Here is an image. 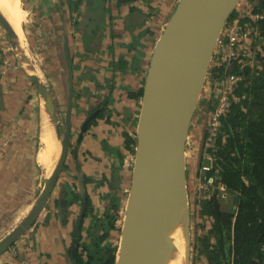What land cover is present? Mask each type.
<instances>
[{
  "label": "crops",
  "instance_id": "crops-1",
  "mask_svg": "<svg viewBox=\"0 0 264 264\" xmlns=\"http://www.w3.org/2000/svg\"><path fill=\"white\" fill-rule=\"evenodd\" d=\"M74 2L75 0H23L21 5L27 15H34L38 34H45L42 36L43 42H35L29 50L33 47L31 54H35L38 61L46 62V67H52L54 61L59 64L62 61L61 38L67 31L72 60L70 94L75 96V99L72 98L70 113H74L76 109L81 110L83 113L79 114L77 119H83L89 111L99 105H102L103 111L104 105L109 106L110 112L104 111L102 117L89 127L77 149L81 168L89 178V184L86 185L87 197L94 212L100 214L105 208L108 209L114 193L122 198L123 190L129 185L130 154L124 147L123 132L132 131L137 117L140 99L135 95L143 84L153 37L150 33L152 29L149 28L148 22H145L149 11L145 2L137 1L132 2L130 6H122L116 4L115 0H106L103 9L104 24L97 27L99 31L94 29L98 39L87 35L85 26L88 25L85 22L81 26L84 37L78 35V40H71L73 35L66 23L76 16ZM100 2L101 0H82L79 8L82 10L85 6L91 7L93 11L95 4ZM129 19L135 24L131 25ZM23 21L19 29L22 34L19 32L17 39H14L15 42L19 41L18 45L24 39ZM126 24L132 26L129 34L120 32ZM126 35L128 36L125 37ZM9 41L11 39L0 22V239L27 212L42 178L45 177L44 168L35 160L43 145L40 136L42 97L22 66L15 60ZM6 57L8 61L5 63ZM34 68L45 83L46 74L35 65ZM60 68L59 71L54 69V72H57L52 76L55 84L49 87L45 83L52 96L59 102L66 94L63 85L58 82ZM203 99L200 100L201 104L197 106L192 119L190 138L200 133L206 106ZM73 122L71 117L72 128ZM187 151L188 188L194 191L197 184L195 159L194 155L192 156L194 152L189 149ZM71 158L69 152L66 164L72 172ZM191 161L193 165L190 164ZM190 170L192 171L189 172ZM69 173L64 172V176L70 175ZM62 180L65 181V178ZM226 195L227 193L221 197L225 198ZM76 205L73 203L71 207L68 206L67 214L61 212L60 208L59 214L54 211L49 213L48 210L45 211V216L41 214L36 225L15 243L16 251L7 249L0 255V264H71V256L67 251L73 244L71 229L79 207ZM66 216L67 222L63 226L62 220ZM86 221L88 222V219ZM85 231H82V234Z\"/></svg>",
  "mask_w": 264,
  "mask_h": 264
},
{
  "label": "water",
  "instance_id": "water-1",
  "mask_svg": "<svg viewBox=\"0 0 264 264\" xmlns=\"http://www.w3.org/2000/svg\"><path fill=\"white\" fill-rule=\"evenodd\" d=\"M124 3L130 0H117ZM240 0H177L157 38L147 66L136 123V146L131 182L119 243V264H166V250L173 223L180 210L186 213L188 234L186 264H193L194 228L191 227L187 182V149L195 152L197 178L205 148L210 109L205 106L195 149L190 145V127L204 87L216 40ZM13 46L23 62L34 68V61L15 42L12 26L0 16ZM24 51V52H23ZM60 60L63 66L65 113L59 114L60 102L52 96L46 82L37 74L29 79L48 106L61 142L59 156L45 179L44 186L22 220L0 239V252L19 237L44 207L61 171L70 133L72 69L64 33ZM232 64L228 73L232 72ZM210 93V98H211ZM63 104V101H61ZM207 108V109H206ZM209 109V110H208ZM89 115L81 133L94 116ZM62 126V135H60ZM80 133V135H81ZM196 150V151H195ZM194 155V154H193ZM195 159V157H194ZM190 170L189 172H191ZM192 234V236H191ZM191 243L193 247H191Z\"/></svg>",
  "mask_w": 264,
  "mask_h": 264
},
{
  "label": "trees",
  "instance_id": "trees-1",
  "mask_svg": "<svg viewBox=\"0 0 264 264\" xmlns=\"http://www.w3.org/2000/svg\"><path fill=\"white\" fill-rule=\"evenodd\" d=\"M249 3L252 13L264 15V0H249ZM237 13L234 10L226 24ZM247 20L242 18L240 23ZM258 24L256 40L249 48H240L230 63L232 72L240 79L232 90L237 101L230 104L229 112L222 117L221 126L213 134L212 146L209 147L214 184L204 190L201 199L197 198L196 190L188 188L195 248L205 256L203 264H264V17L258 20ZM223 75V67H213L208 70L206 79L216 88ZM141 95L142 86L135 96ZM216 96L211 99L206 95L203 99L210 110ZM101 117L102 112H99L97 118ZM94 123L95 119L91 124ZM135 125L134 122L130 133L123 132L124 147L133 156ZM221 185L227 197L234 196L235 199L229 211L225 210L222 202L224 198L218 189ZM114 209L117 210L116 205ZM115 218L112 216L110 224L104 227L99 242L116 228ZM195 225L197 232L199 228L205 232L198 235ZM83 248L86 249L85 244ZM116 249L117 246L107 242L98 258L87 255L85 262L78 260L77 264H115Z\"/></svg>",
  "mask_w": 264,
  "mask_h": 264
},
{
  "label": "flooded vegetation",
  "instance_id": "flooded-vegetation-1",
  "mask_svg": "<svg viewBox=\"0 0 264 264\" xmlns=\"http://www.w3.org/2000/svg\"><path fill=\"white\" fill-rule=\"evenodd\" d=\"M137 1L145 2V7L148 10H152L154 7H156V4H153L151 0H130V1H127L124 3H120L117 0H115L116 4H119L122 6L126 5V4L128 6H130L132 4V2H137ZM81 3H82V0H75L73 6L74 7L76 6L75 10H74V12L76 11V16L75 15L73 16L72 21H70V22L66 21V22H69L66 24H68L67 26H69L68 28L70 29L71 34L73 35V37L71 36V40H72V38L75 40H78V35L81 38L84 37L83 34L81 33V28H82L81 26H82V24H85V22L88 25V26H85L87 35L89 37H92V38L95 36L98 39L99 36H98V34H96L94 29L99 31L97 29V27H99L101 24H104L105 20H104V10L103 9H104V4L106 3V0H101L100 4H95L96 7H95V9H93V11L90 9L91 7H86V6H85V8L80 10L79 7H80ZM157 3H158V1H157ZM97 11H101V15H102L101 20H104V21L102 23L98 24L97 26L93 27L94 26L93 24H88V23L92 20H96V21L98 20L96 17L92 18V13L94 14ZM151 15L152 14H150L148 11L147 16H145L146 21H145V18L143 20V22L144 21L148 22L149 26L153 23V19L155 18V15H152V16ZM129 22L131 25L135 24V23H133L132 20L130 21V19H129ZM149 28H151V26ZM22 29L25 33L27 31V33H28L27 37L29 38L31 46L35 42L40 43V42H37V39H36V36L39 35L38 34L39 32L37 31L36 21L33 23L32 27L28 26L27 30H26L25 26H23ZM146 31L147 32L149 31L148 28L146 29ZM120 32H126V34H129V31L126 30L125 27L123 28V31H120ZM65 33L67 35V31ZM150 33L152 35L151 31H150ZM44 35H42V36L44 37ZM121 36H123V33L121 34ZM127 36L128 35H126L125 37H127ZM67 38H68V35H67ZM46 40L49 42L48 39H46ZM156 40H153V38H152V48H153ZM9 46L11 47V51H12L13 56H15V60H17L18 64H20L22 66L21 68L24 70L26 76L29 79V76H28L30 74V72L28 70L29 63L23 62L21 60V56H19V53H18L19 52L18 48L14 47L13 43L11 41H9ZM50 46H51V44H50ZM6 47H8V46H6ZM30 49H31V51H33L34 48L31 47ZM2 51L6 53V51L4 49H2ZM151 51H152V49H151ZM36 59H37V56H35V54H34L33 55L34 63L36 62ZM70 59H71V56H70ZM149 59H150V57H149ZM47 60H49V58ZM7 61H8V58L6 57L5 63ZM148 63H149V61H148ZM71 66H72V62H71ZM41 67L45 70L44 72L47 75H50L51 68L53 66L48 68V67H46V62L42 61ZM52 71H54V69ZM143 82H144V80H143ZM138 98L141 100V97H138ZM140 100H139V107H140ZM95 111H97V112L94 114L92 119L87 124V128L84 131H82V133H81V126H82L84 120L88 117V115H91ZM99 112H102V114L104 113V111L102 110V105H99L98 108H95L94 110H91L88 112V115L80 123L79 129L76 133L77 136L75 139H72L73 128L71 126L72 123H71V118H70V133H69V140H68V146H67L65 158H64V161L62 164L61 171H60V173H59V175H58V177H57V179H56V181H55V183H54V185H53V187H52V189L48 195V198L44 204V207L37 214L36 218L33 220V222L30 224V226L19 237H17L14 241H12L3 251H1L0 255L4 251H6L7 249L12 250V251H16L15 243L24 234H26L28 231H30V229L34 225H36V222L40 216L46 215L45 211L48 210L49 213L51 211L52 212L54 211L55 214H57V213L59 214L58 209L60 208L61 212H63L64 214H67L69 207H71V205L73 203H76L77 204L76 206L77 207L79 206V207L77 208V210L75 212V215H77V216L72 221V228L73 229H71V239H73V244L71 245V247L68 248V251H67V253L70 254V256H71L70 257L71 264H77L78 260L85 262L87 260V255L92 256V257L96 256V258H98L99 257L98 255H101L103 253L107 242H110L112 246H117V249L115 251V257H116L115 258V264H119L118 263L119 243H120V237L119 236H120L121 231H122L123 217H124V212H125V200L127 199L129 190H123L122 198L114 193V196L111 197L110 203L108 204V209L105 208L103 210V212L100 214L95 213L92 206H91L92 203H91L90 199L87 197V191H86L87 186L86 185L89 184V182H88L89 178L84 175V171L81 168L80 161L77 158V152H78L77 149L79 148L80 140H81L82 136L84 135V133L89 129V127L94 125L96 123L97 119H99V118H97V115L99 114ZM72 114L70 113V117ZM137 117H138V113H137ZM94 119H95V123L91 124ZM135 123H137V118L135 120ZM80 133H81V135H80ZM69 152L72 156V158H71L72 164H73V167L71 169L72 172L69 170V168L67 167V164H66V160H67ZM130 162L132 164V160ZM131 169H132V166H131ZM69 171L71 173H69ZM38 172H40V171L38 170ZM64 172L69 173L70 175L64 176ZM44 176L45 177L42 178L40 185L37 188V190L34 194V197L30 202L31 204H30V207L27 210V212L31 209L36 197L38 196V194L40 193L41 189L44 186L45 179L47 178L48 175L44 172ZM63 177L65 178V181L62 180ZM128 187H129V185H128ZM125 195H126V197H125ZM124 197H125V200H124ZM114 205L117 206L118 213H117V210L115 211ZM27 212L22 216V218L27 214ZM112 216L116 217L115 223H114L116 228L111 229L109 231V233L107 234V236L105 237L106 239L99 242V238L104 234V227H106L107 225L110 224L109 222H110ZM120 217H121V219H120ZM22 218H20V220L16 223V225L22 220ZM66 218H68V216H66L62 220L63 226H65V223L67 222ZM87 219H88V222L86 221ZM119 222H121L120 228H119ZM85 229H86V231H85ZM117 229H119V230H117ZM82 231H85V232H83L84 236L82 234ZM117 232H118V234H117ZM115 237H116V242H114ZM84 244H85L86 249L83 248Z\"/></svg>",
  "mask_w": 264,
  "mask_h": 264
},
{
  "label": "built area",
  "instance_id": "built-area-1",
  "mask_svg": "<svg viewBox=\"0 0 264 264\" xmlns=\"http://www.w3.org/2000/svg\"><path fill=\"white\" fill-rule=\"evenodd\" d=\"M237 12V16L225 25L218 36L210 64V69L223 67L224 75L216 83L218 94H216L215 104L208 116L205 148L197 180L196 195L198 199H201L204 190L206 191L209 186L213 185L215 180V177L210 173L212 154L209 152V147L212 146V136L220 128L221 119L229 112L230 104L237 101L232 90L240 76L234 72L228 73L229 65L240 48H249L256 40L259 35L258 20L264 17L263 14L252 13L248 6L237 10ZM242 18L248 20L240 23ZM218 189L224 196L226 193L224 186L221 185Z\"/></svg>",
  "mask_w": 264,
  "mask_h": 264
},
{
  "label": "rangeland",
  "instance_id": "rangeland-1",
  "mask_svg": "<svg viewBox=\"0 0 264 264\" xmlns=\"http://www.w3.org/2000/svg\"><path fill=\"white\" fill-rule=\"evenodd\" d=\"M152 1V3L153 4H156V7H154L152 10H149V13L150 14H152V15H155V18L153 19V23L150 25L151 26V32H152V37H153V40H156L158 37H159V35H160V33H161V31H162V29H163V27H164V23H165V21L167 20V18L169 17V15H170V13L173 11V9H174V7H175V4H176V1L177 0H151ZM157 1H158V3H157ZM22 2H23V0H21V4H22ZM251 6V4L249 3V0H240L239 1V3H238V5H237V10H241V8L243 9L245 6ZM22 6V5H21ZM27 6V8H28V4L26 5ZM23 15H24V21H23ZM26 15H27V11L26 10H24V14H23V9H22V7H21V13H20V24H19V27H18V29H20V26H21V23H22V21H23V23L25 22V20H26ZM151 15V16H152ZM97 18L98 20L96 21V20H92V21H90L88 24H93L94 26L93 27H95V26H97L98 24H100V23H102L104 20H101V17H102V15H101V11H97V12H95L93 15H92V18ZM34 18V15H32V14H28L27 15V20H26V22L23 24V26H25L26 27V30H27V27L28 26H33V22H35V20L33 19ZM131 25L130 24H126L125 25V29L126 30H130L131 29ZM28 36V33H27V31H26V33L24 34V39H23V45H24V51L26 52V54H27V56L29 57V58H31L32 60H33V55L34 54H31V52H30V50H29V46H31L30 45V41H29V38L27 37ZM36 39H37V42H43V38H42V36L41 35H38V36H36ZM45 42V41H44ZM23 51V52H24ZM18 52V51H17ZM19 53V52H18ZM19 56H21L20 55V53H19ZM34 65L36 66V68L37 69H40V71L41 72H43V73H45L44 71V69L41 67V62L40 61H38V59H36V62L34 63ZM30 66V65H29ZM28 66V67H29ZM60 67H62L63 68V66H62V64H61V62H60V64L57 62V61H54V63H53V67L51 68V72H50V75H47L46 73V84L49 86V87H52V85L53 84H55V80L53 79V77L52 76H54V74L56 75V73L54 72V71H52L53 69H57L58 71H59V68ZM71 69H72V66H71ZM209 69H210V67H209ZM29 72H31V73H33V74H36V72H35V70H33V68H31V67H29ZM60 73L62 74V76H63V70L60 68ZM58 82L61 84V85H63V87H64V83L62 82V77L60 76V75H58ZM53 82V83H52ZM205 83V82H204ZM212 83L210 82V80L209 79H206V83H205V85L203 84V88H202V90H201V93H200V99H199V102H200V100L202 99V98H204V97H206V95H208V94H210V92L209 91H211L212 93H211V96L214 98L215 96H216V94H217V91H218V88L216 87H213L212 85H211ZM209 97V96H208ZM212 97H211V99H212ZM72 98L73 99H75V96L73 95L72 96V94H71V103H72ZM65 97H64V99H60V104H59V114H60V116H64V113H65ZM61 101H63V104H61ZM198 102V104H197V106H199L201 103H199ZM108 105L106 104V105H104V111H105V113L106 112H110L109 110H108ZM112 112H114V110H112ZM200 112V111H199ZM81 113H83V112H81V110H78V109H76L75 111H74V113L72 114V118H73V123H74V126H73V136H72V138H74V137H76V133H77V131H78V129H79V126H80V123L84 120V118L88 115H86L85 117H83V119H77V118H79V114H81ZM195 113H196V111H195ZM201 114H203L202 112H200ZM70 117V118H71ZM75 117V118H74ZM54 131L56 132V136H57V140H58V142H60V139L58 138V135H57V131H56V127H55V121H54ZM60 132V135H62V132H63V130H62V126H60V130H59ZM197 135L198 134H196V135H194V136H191V138H190V140L188 141V147L191 145L192 146V148H194L195 147V142L194 141H197ZM194 146V147H193ZM60 147H61V142H60ZM195 149V148H194ZM196 151V150H195ZM129 159H130V161L132 160V164H131V162H130V167L131 166H133V159H134V156L129 152ZM192 156H193V154H192ZM193 157H195V160H196V156H195V152H194V156ZM55 160H56V158H55ZM55 160L53 161V163H52V165H51V170H52V168H53V166H54V164H55ZM192 162V161H191ZM191 165H193V162L192 163H190ZM191 166L189 165V168H190ZM130 173L132 174V169L130 170ZM131 174H130V179H129V183L131 182ZM191 174H193V173H191ZM197 179V178H196ZM196 189H197V184H196ZM195 189V190H196ZM125 190H129V187H125ZM125 197H126V195H125ZM125 197H124V200H125ZM126 202H127V199L125 200V207H126ZM222 202H223V204L226 206V208H225V210L226 211H229L230 209H232V207L234 206V202H235V199H234V196H229V197H227V195H226V197L224 198V199H222ZM124 218V217H123ZM120 219H121V217H120ZM198 221V220H197ZM197 221H196V224H197ZM193 226V224H191V227ZM195 227H196V225H195ZM196 232H197V227H196ZM205 231H203V230H201L200 228L198 229V235L199 234H201V233H204ZM117 234H118V232H117ZM191 236H192V234H191ZM193 238H195V235L194 236H192ZM193 241H194V248H193V257H194V259H193V264H203V262L205 261V256L203 255V254H199L198 252H197V250H196V248H195V239H193ZM114 242H116V237H115V240H114ZM191 247H193V244L191 243Z\"/></svg>",
  "mask_w": 264,
  "mask_h": 264
},
{
  "label": "bare ground",
  "instance_id": "bare-ground-1",
  "mask_svg": "<svg viewBox=\"0 0 264 264\" xmlns=\"http://www.w3.org/2000/svg\"><path fill=\"white\" fill-rule=\"evenodd\" d=\"M21 7V0H0V16L12 26L15 32V40L19 36V32L22 34L18 29ZM18 46L23 50V42H20ZM30 74L33 73L30 72ZM40 109L42 116V134L40 136L43 145L41 148L39 147L35 160L39 162L44 168V172L48 175L51 173L53 161L59 156L61 147L54 131V119L48 106L42 102ZM186 222L185 210H180L172 226L173 233L165 253L166 264H186L185 255L188 242V234L185 228Z\"/></svg>",
  "mask_w": 264,
  "mask_h": 264
}]
</instances>
